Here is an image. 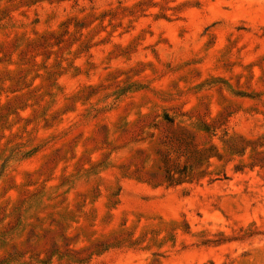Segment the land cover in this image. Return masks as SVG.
I'll return each instance as SVG.
<instances>
[{
	"label": "rangeland",
	"instance_id": "obj_1",
	"mask_svg": "<svg viewBox=\"0 0 264 264\" xmlns=\"http://www.w3.org/2000/svg\"><path fill=\"white\" fill-rule=\"evenodd\" d=\"M0 264H264V0H0Z\"/></svg>",
	"mask_w": 264,
	"mask_h": 264
}]
</instances>
